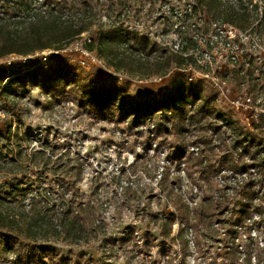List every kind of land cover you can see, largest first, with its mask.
Listing matches in <instances>:
<instances>
[{
  "label": "rangeland",
  "instance_id": "374dc122",
  "mask_svg": "<svg viewBox=\"0 0 264 264\" xmlns=\"http://www.w3.org/2000/svg\"><path fill=\"white\" fill-rule=\"evenodd\" d=\"M122 2L125 3L124 9H129L126 12L134 14L133 24L141 22L140 24L144 29L155 34V31H162L163 20L158 17H161V13L167 6L178 5L183 7L184 3H195L196 0H122ZM258 3L262 6L263 2L259 0ZM91 4L97 20L89 27V31H85L83 35L81 34L76 38V43L83 44L85 37L95 36L99 23L97 21L107 20L104 2L92 0ZM117 9L118 7L115 12ZM108 11L111 12V9L108 8ZM114 13H110V16L113 17ZM211 22L210 19H206L205 30L210 28ZM166 35L164 38L161 34L154 37L161 43L162 39L172 42L176 36L174 32ZM162 47L166 46L162 45ZM94 52L96 53V51ZM96 55L100 57L97 53ZM41 56L43 54H37L29 60L10 58L9 62L8 56H6L7 58L0 60V63H6L12 66L11 69L17 70L16 73L9 75L1 85L2 88L7 89L9 101L7 100L8 103L5 102L6 94L1 92L0 194L8 189L11 182L17 183L18 187L22 188L21 192H26L23 200L18 196L12 203L14 205L12 209L16 213L27 206L30 200L40 203L38 197L43 188L49 190L50 193L59 195L63 190L60 182L55 180L56 175L51 173L50 169L55 166L53 161H56V156L66 153L62 156V161L69 158L70 165L81 163L83 167V177L77 185L76 197L83 201H94L99 210L97 218L104 223L102 224L103 230L97 236L92 234L90 236L89 234L79 242L67 243L60 238H50L48 241L56 247L59 256L49 264H197V260L193 262L192 257H188V252L184 251L185 240L183 238H179L178 241L175 239L170 241L168 237L166 239L161 237L155 215L172 211L176 217L181 219L172 199L181 198L183 191L189 195L190 191L187 190V187H192L194 184L203 190L204 195L209 196L218 190L212 178L215 173H226L222 169L226 171L229 168L236 170L240 166L231 165L240 161V157L237 159L233 157L232 162L227 161L228 165L224 164L225 161L223 160L230 158L229 151H226L229 144L224 142L222 144V141L218 144L219 142L217 143L214 139L219 138L221 133L213 134L210 131V129L218 128L217 123L219 122L214 120L212 123L216 126H214L215 128L212 126L209 130L206 128L202 131L195 130L192 124L187 122L188 130L183 135L186 149L193 155H199L201 149L206 145L203 143L195 144L194 142L198 138L208 142L212 148L209 161L214 164V171L206 180L195 167L187 168L183 160L172 161L168 157L173 146L178 143L173 135L166 136L163 142L158 143L152 136L150 137L149 131L152 124L149 127L146 123L140 124L137 127L140 129L138 132L136 128L128 131L124 123H117L116 120L107 121L93 118L89 116L86 108H78L66 96L58 95L53 89L44 90L34 86L29 80H24V74L31 70L32 64L39 65L37 67H40L41 71H46L54 63V60L63 56L77 70L88 75L89 79H94L98 83L115 80L119 85L125 87L130 95L144 98L149 93L162 91L166 88V80L174 71H171L174 65L165 74H154L153 77H137L136 74L127 70L111 67L105 63L103 58V62L107 66H104L105 68L99 64H92L87 59H85L86 65H82L80 63L82 57L73 49L66 52L51 53L46 59L41 58ZM218 64L223 68L228 64V61L224 56L218 57ZM116 71L120 72L122 77L120 80L116 78ZM154 77H161V79L158 80ZM180 79L182 80V78ZM201 83L214 93L210 78L202 79ZM214 105H217L219 111L230 115L229 117L234 121V126L251 131L246 120L228 113L224 102L217 101L214 102ZM8 123H11L9 130L7 129ZM221 129L223 130V128ZM234 133L236 136L235 130ZM213 137L215 138L213 139ZM263 138L264 134L261 137L257 136L253 146L260 144ZM215 144L218 145L215 146ZM40 148L44 149L46 153L52 154L51 163L45 169L40 163L36 164L34 157L31 158V153ZM207 162V159L204 160V163ZM159 173H166L167 175L163 183H159ZM170 185L173 191L168 194L167 188ZM31 195H33V199ZM244 196L243 203L246 202L247 205L256 204L252 200L253 195L251 196L246 192ZM205 199L207 200V198ZM242 205L241 208L230 209V211L234 212L239 209L244 211L246 204ZM0 206L4 207L5 204ZM200 208L201 205L198 206L197 211ZM202 209L207 214L214 211L211 208L207 209L204 204ZM250 212L251 210L247 209L244 211L247 214ZM184 216L185 218L182 220L186 219L187 212ZM224 216L227 217L228 213ZM219 218L220 214L210 215L211 222ZM259 218V222L254 224L255 229H251L250 235L263 248L264 216ZM208 225L209 223L205 224V226ZM223 226L224 224L221 223L219 227ZM89 227L92 228L93 226L90 225ZM129 229L133 231L132 238L127 232ZM135 230L139 235L138 238L134 234ZM210 231L214 234L217 232V230L212 229ZM122 233L128 234L127 243L120 241ZM132 240H135L136 244ZM224 240H226V236ZM215 241V238H212L207 246L210 247L213 254L217 253L222 257H216L214 254L212 258L221 264L228 263L233 248L227 250L223 247L224 243L217 244ZM173 242L180 244V251L172 250L173 247L169 250ZM246 244L247 242L244 243V248L247 253L249 249ZM176 246L178 247V245ZM13 258L12 253H7L5 257L0 256V264H11ZM244 262H246L245 258ZM255 264H264V258L256 261Z\"/></svg>",
  "mask_w": 264,
  "mask_h": 264
},
{
  "label": "trees",
  "instance_id": "16d2710c",
  "mask_svg": "<svg viewBox=\"0 0 264 264\" xmlns=\"http://www.w3.org/2000/svg\"><path fill=\"white\" fill-rule=\"evenodd\" d=\"M91 1L0 0V60L10 54L27 55L44 49H60L69 44L78 38L81 32L89 31V27L97 20ZM98 1L104 2L107 20L102 22L98 20L95 36L91 41H85L83 44L89 50L96 51L111 67L127 70L137 77H146L165 74L172 65L198 66L195 57L185 53L187 48L193 47L196 43L188 36V29L179 33L183 43L181 50L173 51L168 47H162V44L147 34L134 29L132 27L134 14L126 12L129 9H124L125 3L122 0ZM258 1L196 0L195 3L184 4L191 6L192 15L199 14L203 17L204 27L206 19H210L231 24L240 30L252 26L264 36V0H261L262 6ZM170 10L173 11V8ZM110 13H114L113 17ZM158 18L163 19V32L168 33L174 15L170 13L166 17L161 15ZM136 49L147 51L148 57L143 59L137 57ZM37 66L39 65H31V70L24 74V80H29L34 86L44 90L53 89L58 95L66 96L78 108H86L89 116L93 118L124 123L128 131L136 128L138 132L140 129L137 127L140 124L146 123L147 127L152 124L150 137L152 136L158 143L163 142L166 136L173 135L178 143L173 146L168 157L172 161L183 160L187 168L195 167L206 180L214 171V164L209 161L212 148L208 142L198 138L195 144H206L200 154L193 155L192 152L187 151L183 136L188 130L187 122L191 123L195 130L202 131L214 127L212 122L221 118L236 131L234 146L242 143L246 150L254 154L257 151V146H253L255 139L264 134V117L257 123L253 122L251 131L234 126L230 115L219 111L214 105L215 94L200 80L188 81L185 73L181 71H173L168 76L164 90L149 93L144 98H137L130 95L126 88L115 80L98 83L94 79H89L88 75L77 70L63 56L54 60L46 71H41ZM11 67L6 63H0V93L6 94L7 103L9 94L1 85L9 75L17 72ZM11 97L14 99L13 96ZM10 128L11 123H8L7 129ZM31 154L36 164L40 163L44 169L51 163L52 154L46 153L44 149H36ZM65 154L56 156V161H53L55 166L50 169L51 173L56 175L55 180L60 182L63 190L59 195L43 188V192L40 191L38 197L40 203L30 200L27 206L16 213L12 209L14 207L12 203L18 196L23 200L26 192H21L22 188H19L17 183L11 182L8 189L0 194V205L5 204L4 207L0 206V256L5 257L7 253H12L14 258L11 264H49L59 256L56 247L49 243L50 238H60L67 243H75L89 234L97 236L103 230L104 223L97 218L99 210L94 201H83L76 197L77 185L83 177L82 164L70 165L69 158L62 161V156ZM206 159L208 162L204 163ZM223 161L228 165L227 161L232 162V158ZM238 163L236 161L231 165L235 166ZM71 171L73 173H70ZM166 177V173H160L159 183H163ZM247 185L250 187L252 184L247 183ZM69 190L71 192H68ZM172 191V186H168V194ZM68 193L70 194L67 195ZM31 198H34L33 195ZM172 202L181 219L185 218L184 214L187 212L185 202L179 197L172 199ZM225 203L226 199L220 194L207 198L204 205L214 211L207 214L203 209L199 211L198 217L201 218L204 214L207 217L221 214ZM246 209L264 216V208L256 204L247 205ZM175 218L176 215L172 211L155 215L158 232L163 239L166 237L170 241L175 239L171 235ZM90 225L93 227H89ZM127 232L132 238L133 231L129 229ZM180 232L182 228L179 229ZM128 240V234L122 233L120 241L127 243ZM246 247L249 249V255L254 252L257 261L264 258V247H259L253 242L247 243ZM235 257L236 255L232 253L229 260L233 261Z\"/></svg>",
  "mask_w": 264,
  "mask_h": 264
},
{
  "label": "built area",
  "instance_id": "2783aa9c",
  "mask_svg": "<svg viewBox=\"0 0 264 264\" xmlns=\"http://www.w3.org/2000/svg\"><path fill=\"white\" fill-rule=\"evenodd\" d=\"M184 7H186L185 10ZM171 8H173V11L170 10ZM170 13L174 15V20H172V26H170L168 33L163 32L164 21H162V31H155L156 35L144 29L142 24H140L141 22L132 24V27L139 32L147 34L154 40H156L154 36H157V34H161L164 38L167 36L166 34L174 32L176 36L172 42L162 39L160 43L156 40L173 51L181 50L183 43L179 33L188 29V36L196 43L193 47L187 48L185 53L192 54L198 66L197 68L191 64L181 67L174 66L171 71H184L188 81H202L204 78H210L215 94L214 102H224L228 113L246 120L249 130H252L253 122L257 123L264 117V36L252 26L240 30L231 24L218 21H212L210 28L205 30L203 17L199 14L192 15V9L189 4H183V7L178 5L167 6L161 14L166 17ZM165 27L167 28L168 26L166 25ZM84 33L85 31L81 32L82 35ZM91 38L85 37L84 42L91 41ZM75 40L60 49H44L27 55L10 54L8 55V62L10 58L29 60V58L37 54H43L41 58L46 59L51 53L66 52L73 49L82 57L80 60L82 65H86L88 61L92 64H99L102 67L105 66L103 59L98 57L93 50H89L84 44L76 43ZM135 54L142 59L148 57V53L143 49H136ZM222 56L228 61V64L223 66V68L218 64V57ZM116 72V78L120 80L122 78L120 72ZM156 79L160 80L161 77ZM216 120L219 122L217 123L218 128L210 131L213 134L221 133V136L217 139L213 137V139L217 143L219 142L218 144H220V141H222V144L223 142L229 144L226 151H229L228 154L232 160L233 157L234 159L240 157V161H237L240 166L236 170L232 168L227 171L222 169L226 173H215L212 178L218 190L209 196L204 195L202 193L203 190L196 184L192 187H187L190 194L186 195L183 191V196L181 197L187 206V216L184 220L178 217L175 218L171 228V235L176 241L179 238L185 240L184 251L188 252L187 255L192 257L193 262L197 260V264L199 262H202V264H221L212 257L214 254L216 257L221 258L222 256L217 253L213 254V251H210V247L207 246V243L212 241V238H215L217 244L224 243L223 247L227 250L233 248L231 254L234 253L236 257L233 261L228 260L226 264H255L257 261L256 255L254 252L250 253V255L248 252L246 253L244 243L253 242L260 247L258 241L250 235L251 229H255L254 224L259 222L260 216L253 210L247 214L243 213L241 209L234 212H231L230 209L241 208L242 204L247 206L246 202L243 203L246 192L251 196L253 195L252 200L256 202V205L264 208V175H262L264 173V163H262L264 161V138L257 145V151L254 154L252 151L246 150L242 143L234 146L235 133L231 125L221 118ZM218 144H215V146ZM258 161H260V164H257ZM247 183L252 185L249 187ZM219 194L222 198L227 199L221 209L220 218L211 222L210 216L207 217L205 214L201 218L198 217L200 215L199 211H203L202 205L206 201L205 198L216 197ZM235 198L237 199L235 200ZM199 205H201V208L197 211ZM226 213H228L227 217L224 216ZM206 223H209V225L205 226ZM221 223L224 224L223 227H219ZM180 228H182V232L179 233ZM211 229L217 230L216 234L211 232ZM134 234L136 238L139 237L136 230ZM225 236L226 240H224ZM179 246V243L173 242L169 250L173 247L172 250L180 251ZM244 258L246 262H244Z\"/></svg>",
  "mask_w": 264,
  "mask_h": 264
}]
</instances>
